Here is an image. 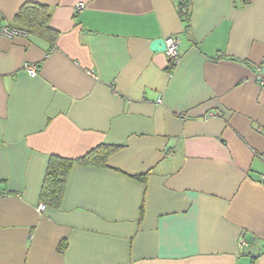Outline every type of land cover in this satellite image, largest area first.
<instances>
[{
    "label": "crops",
    "instance_id": "1",
    "mask_svg": "<svg viewBox=\"0 0 264 264\" xmlns=\"http://www.w3.org/2000/svg\"><path fill=\"white\" fill-rule=\"evenodd\" d=\"M27 4L54 45L1 34ZM0 264H264V0H0Z\"/></svg>",
    "mask_w": 264,
    "mask_h": 264
},
{
    "label": "trees",
    "instance_id": "2",
    "mask_svg": "<svg viewBox=\"0 0 264 264\" xmlns=\"http://www.w3.org/2000/svg\"><path fill=\"white\" fill-rule=\"evenodd\" d=\"M180 13L188 20L187 6L180 3ZM51 13L48 7L27 4L16 16L15 22L20 28H12L36 35L51 41L54 45L56 33L50 28ZM118 147L102 145L92 150L82 158L71 160L60 157H51L45 174L41 190V203L47 208L59 209L63 203L67 189L69 175L75 165L84 167H108V161ZM145 180L144 175L138 177Z\"/></svg>",
    "mask_w": 264,
    "mask_h": 264
},
{
    "label": "built area",
    "instance_id": "3",
    "mask_svg": "<svg viewBox=\"0 0 264 264\" xmlns=\"http://www.w3.org/2000/svg\"><path fill=\"white\" fill-rule=\"evenodd\" d=\"M235 1H242L245 6L250 5L253 0H235ZM84 8L83 4H78L76 7V10H81ZM1 34L5 35L7 37H14L17 35L21 36H27V32L20 31L17 29H11L9 27H4L1 30ZM180 45H179V40L176 37H170L166 40V51L165 54L169 58V66L172 68H176L180 64ZM25 71L28 73L29 76L31 77H36L38 75L37 69L33 66L30 65H25ZM47 209V206L44 203H40L38 206L39 212H44Z\"/></svg>",
    "mask_w": 264,
    "mask_h": 264
},
{
    "label": "water",
    "instance_id": "4",
    "mask_svg": "<svg viewBox=\"0 0 264 264\" xmlns=\"http://www.w3.org/2000/svg\"><path fill=\"white\" fill-rule=\"evenodd\" d=\"M151 49L154 52H165L166 51V41L164 39L156 40L152 43Z\"/></svg>",
    "mask_w": 264,
    "mask_h": 264
}]
</instances>
